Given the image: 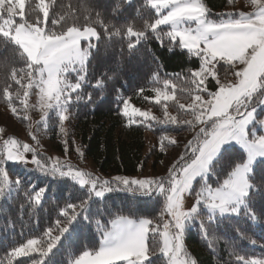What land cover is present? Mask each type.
<instances>
[{
  "label": "trees",
  "instance_id": "obj_1",
  "mask_svg": "<svg viewBox=\"0 0 264 264\" xmlns=\"http://www.w3.org/2000/svg\"><path fill=\"white\" fill-rule=\"evenodd\" d=\"M202 1L208 17L221 22L239 19L242 10L235 5L254 0ZM159 16L149 0H24V7L16 0L0 1V106L61 146L64 140L66 146L77 140L83 157L106 174H132L144 167L148 154H153L150 150L144 155L145 133L162 137L166 148L164 138L169 134L196 131L179 161V167L185 166L195 156L191 146L198 145L213 125L199 122L186 105H192L196 94L213 95L236 70L234 64L217 60L215 77L208 72L205 83L198 82L194 71L203 67V54L184 48L168 25L155 27ZM9 20L12 30L19 24L39 26L49 36L71 28L97 30L84 77H77L80 72L72 75L80 85L64 103V116L53 110L44 118L33 102L38 65L4 33ZM156 91L172 98L154 101ZM127 100L160 110L171 108L174 114L166 119L154 114L135 123L123 113ZM255 106L263 117L264 106ZM29 155L35 158L31 165L10 161L0 145V264H71L86 252L96 253L111 223L121 217L148 220L147 264H168L161 231L170 182L163 192L112 185L109 193L95 198L65 173L69 168L65 161L55 164L35 150ZM246 158L238 146H225L207 180H196L190 195H200L205 186L219 187ZM249 180L252 187L238 214L213 217L201 202L183 235L195 264H264V159L257 161ZM31 239L37 240L40 250L16 255Z\"/></svg>",
  "mask_w": 264,
  "mask_h": 264
},
{
  "label": "rangeland",
  "instance_id": "obj_2",
  "mask_svg": "<svg viewBox=\"0 0 264 264\" xmlns=\"http://www.w3.org/2000/svg\"><path fill=\"white\" fill-rule=\"evenodd\" d=\"M16 1L24 7V0ZM149 1L160 14L155 27L168 25L184 48L203 54V67L194 71L198 82L204 84L208 72L215 77L217 60L235 66L236 75L221 84L213 95L196 94L190 103L192 105H186L197 113L199 122H206V125L213 122L207 131L206 125L203 127L205 133L200 143L191 146L190 154L195 152V156L190 162L179 167V161L194 140L196 131L169 134L164 138L169 145L166 148L162 137L145 133L144 155L150 150L153 154H148L139 172L102 173L92 159L83 157L77 140L71 139V146H66L64 140V146H61L58 140H52L44 132L32 131L29 125L20 123L11 115L9 108L2 106L0 145L10 161L33 164L35 158L29 155L31 150L44 152L55 164L65 161L69 167L65 173L86 187L95 198L109 193L112 185H133L142 191L154 189L163 192L170 182L161 231L162 252L168 264H195L183 235L201 202L213 217L238 214L252 187L249 175L257 161L264 159V116L259 117L258 106H255H264V0H254L252 4L239 2L235 9L242 10L240 18L221 22L208 17V9L202 0ZM11 22L9 20L4 33L12 36L31 62L38 65L32 82L35 90L33 102L42 109L44 118L53 110L64 116V103L80 85V81H72V75L80 72L77 77H84L83 69L98 39L97 30L92 27L71 28L65 34L49 36L39 26L19 24L12 30ZM171 98L167 92L156 91L154 101ZM253 98L255 100L251 104ZM170 109H155L150 103L140 105L127 100L123 113L130 121L142 123L154 114L166 119L174 114ZM125 137L123 134L122 138ZM62 138L65 139L64 135ZM227 145H236L244 150L246 161L238 165L219 187L205 186L200 195L192 197L190 192L195 181L200 178L207 180L212 163ZM156 151L161 154L154 153ZM149 233V221L146 219L118 218L111 223L96 253L86 252L71 264H147ZM39 250L37 240L31 239L16 250V255Z\"/></svg>",
  "mask_w": 264,
  "mask_h": 264
}]
</instances>
